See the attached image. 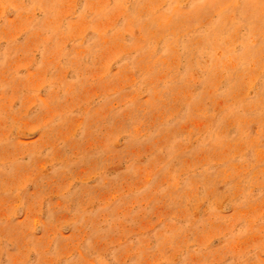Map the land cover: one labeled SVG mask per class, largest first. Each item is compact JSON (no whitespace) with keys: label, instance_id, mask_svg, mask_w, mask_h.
I'll use <instances>...</instances> for the list:
<instances>
[{"label":"rangeland","instance_id":"obj_1","mask_svg":"<svg viewBox=\"0 0 264 264\" xmlns=\"http://www.w3.org/2000/svg\"><path fill=\"white\" fill-rule=\"evenodd\" d=\"M0 264H264V0H0Z\"/></svg>","mask_w":264,"mask_h":264}]
</instances>
